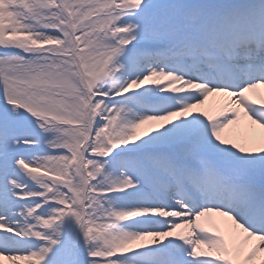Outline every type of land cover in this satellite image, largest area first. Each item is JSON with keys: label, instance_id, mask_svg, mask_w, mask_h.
Returning <instances> with one entry per match:
<instances>
[{"label": "snow or ice", "instance_id": "1", "mask_svg": "<svg viewBox=\"0 0 264 264\" xmlns=\"http://www.w3.org/2000/svg\"><path fill=\"white\" fill-rule=\"evenodd\" d=\"M0 264H264V0H0Z\"/></svg>", "mask_w": 264, "mask_h": 264}, {"label": "bare ground", "instance_id": "2", "mask_svg": "<svg viewBox=\"0 0 264 264\" xmlns=\"http://www.w3.org/2000/svg\"><path fill=\"white\" fill-rule=\"evenodd\" d=\"M209 105H213V101L212 100L209 101Z\"/></svg>", "mask_w": 264, "mask_h": 264}]
</instances>
